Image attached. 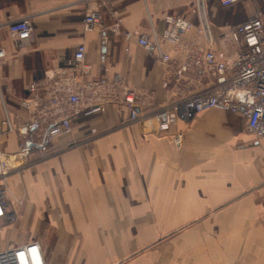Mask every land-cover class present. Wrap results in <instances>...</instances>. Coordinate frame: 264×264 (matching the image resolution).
Wrapping results in <instances>:
<instances>
[{
    "label": "crops",
    "instance_id": "1",
    "mask_svg": "<svg viewBox=\"0 0 264 264\" xmlns=\"http://www.w3.org/2000/svg\"><path fill=\"white\" fill-rule=\"evenodd\" d=\"M258 1L223 7L219 0H0V123L13 127L1 128L0 160L8 166V203L19 216L4 230L17 226L27 238L16 243L38 241L48 264H160L174 245L172 264H264V140L249 133L243 116L217 109L177 121L168 132L151 122L166 105L212 86L194 66L180 77L176 71L198 47L240 50L227 32L264 19ZM88 11L100 15L91 32L84 31ZM204 13L212 42L198 31ZM25 16L35 35L16 45L7 24ZM168 16L195 26L183 39L186 51L162 41ZM128 32L159 45L151 53ZM80 44L88 78L103 83L86 93L72 124L80 138L90 129L96 135L74 146L46 143L67 106L55 82L71 76ZM127 91L135 93L141 121L130 119ZM97 107L105 110L90 112ZM32 122L39 127L23 134ZM177 229L176 244L156 245Z\"/></svg>",
    "mask_w": 264,
    "mask_h": 264
},
{
    "label": "built area",
    "instance_id": "2",
    "mask_svg": "<svg viewBox=\"0 0 264 264\" xmlns=\"http://www.w3.org/2000/svg\"><path fill=\"white\" fill-rule=\"evenodd\" d=\"M92 0H77V3H89ZM241 0H219L223 7H233ZM32 17L25 16L7 24L9 33L15 44L34 38L35 32L32 24ZM167 28L162 34V41L170 44L176 49L186 51L183 46L184 37L192 31L195 26L187 19L178 16L166 17ZM100 15L97 11H88L84 19V31L91 32L100 26ZM199 33L205 35L209 42H212V32L206 15L202 17V26ZM127 39L137 36L138 43L149 52H154L159 41L151 42L144 36L128 32ZM227 38L232 44H239L240 50L230 52L228 50H206L202 47L195 49L186 63L182 64L176 71L178 77L184 75L194 66L199 78L210 77L213 84L203 92L194 94L180 101L172 102L156 112L151 122L158 131L168 132L173 123L190 122L197 114L208 110L217 109L225 112L241 115L246 119L247 129L256 139L264 140V19L258 15L247 21L232 27L227 32ZM225 41V39H223ZM226 42V41H225ZM86 46L80 44L70 61L71 76L60 84L66 96V107L62 110L63 115L59 120L54 121L48 128L45 141L51 143L56 139H63L69 146H74L80 140H91L96 135L95 129H90L85 138L79 137V128L73 126L72 118L80 113L82 100L86 93L93 92L103 82L90 81L88 75L91 66L85 62ZM159 59L168 63L170 56L165 53H158ZM5 56L0 50V58ZM61 85V86H60ZM124 101L130 111L132 122L141 121L138 109L136 108V96L133 91H127ZM53 103H55L53 101ZM104 108H93L90 112L104 111ZM13 131L8 120L0 123L1 128ZM39 127L38 122L26 125L22 132L26 134L32 129ZM182 133H177L174 142L182 144ZM8 174V166L4 160H0V230L6 227L15 226L18 221V213L8 203V187L5 178ZM0 264H48L42 246L38 241L8 246L0 251Z\"/></svg>",
    "mask_w": 264,
    "mask_h": 264
},
{
    "label": "rangeland",
    "instance_id": "3",
    "mask_svg": "<svg viewBox=\"0 0 264 264\" xmlns=\"http://www.w3.org/2000/svg\"><path fill=\"white\" fill-rule=\"evenodd\" d=\"M255 8L257 10H260V12H264V4H263L262 0H259L258 4L256 2ZM156 216H158V215H156ZM156 216L154 215V217H156ZM166 219H168V218H166ZM163 221L168 222L166 220H163ZM14 228L7 231V232L4 229L0 230V251L5 249V245L8 243H10V244L14 243L12 246L15 247V246L19 245L18 243H16V240L21 239V238L23 240H24V238L27 239L25 236H23L21 234V232L18 230L17 226ZM147 232H149V231H146V233ZM177 237L180 238V229L168 231L165 235H162V237H161L162 240L160 239V241L157 242L156 245H162L163 247H166V246H164V244L168 243V246H170L172 240L174 241V244H176L177 243L176 239H178ZM170 247L173 249V252H172L173 254L169 253V252H165V253L169 254L172 258L166 259L165 261L161 262L160 264H172L173 262H176V261H174V260H176V257H175L176 256V252H175L176 247H175V245L170 246ZM174 254H175V256H174Z\"/></svg>",
    "mask_w": 264,
    "mask_h": 264
},
{
    "label": "trees",
    "instance_id": "4",
    "mask_svg": "<svg viewBox=\"0 0 264 264\" xmlns=\"http://www.w3.org/2000/svg\"><path fill=\"white\" fill-rule=\"evenodd\" d=\"M237 25H239V24H237ZM237 25H236V26H237ZM233 27H235V26H233Z\"/></svg>",
    "mask_w": 264,
    "mask_h": 264
}]
</instances>
